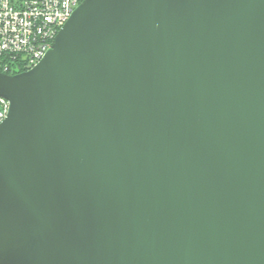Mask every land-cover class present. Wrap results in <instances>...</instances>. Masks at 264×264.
Returning a JSON list of instances; mask_svg holds the SVG:
<instances>
[{
  "label": "water",
  "instance_id": "obj_1",
  "mask_svg": "<svg viewBox=\"0 0 264 264\" xmlns=\"http://www.w3.org/2000/svg\"><path fill=\"white\" fill-rule=\"evenodd\" d=\"M0 97V264H264V0H84Z\"/></svg>",
  "mask_w": 264,
  "mask_h": 264
},
{
  "label": "built area",
  "instance_id": "obj_2",
  "mask_svg": "<svg viewBox=\"0 0 264 264\" xmlns=\"http://www.w3.org/2000/svg\"><path fill=\"white\" fill-rule=\"evenodd\" d=\"M82 1L0 0V72L34 67ZM8 111L9 102L0 97V123Z\"/></svg>",
  "mask_w": 264,
  "mask_h": 264
},
{
  "label": "trees",
  "instance_id": "obj_3",
  "mask_svg": "<svg viewBox=\"0 0 264 264\" xmlns=\"http://www.w3.org/2000/svg\"><path fill=\"white\" fill-rule=\"evenodd\" d=\"M22 72H25V70H20V71H18V72H15V73H22ZM15 73H12V74H15Z\"/></svg>",
  "mask_w": 264,
  "mask_h": 264
}]
</instances>
